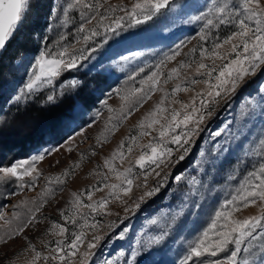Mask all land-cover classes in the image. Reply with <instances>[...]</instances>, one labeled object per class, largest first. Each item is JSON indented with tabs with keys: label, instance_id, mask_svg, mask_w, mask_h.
<instances>
[{
	"label": "rangeland",
	"instance_id": "rangeland-1",
	"mask_svg": "<svg viewBox=\"0 0 264 264\" xmlns=\"http://www.w3.org/2000/svg\"><path fill=\"white\" fill-rule=\"evenodd\" d=\"M71 2L72 0H31L29 9L8 40L6 49L10 47L9 51L4 49L0 52V166H10L15 161L30 158L41 149L60 147L58 153L49 154L44 161L37 163L42 175L35 190H21L14 178L0 177V211L7 212L10 216L17 210L13 206L20 200L37 197L46 184L45 177L60 175L66 169L79 164L65 178L64 184L53 185L54 194L37 213L39 223L29 225L23 233L12 239L5 236V242H0V264H30L34 253L29 245H34L43 255H49L50 249L55 248L56 241L61 239L51 233L52 224L60 223L67 227L69 239L73 232L80 230L82 221L79 217L78 223L73 225L62 215L71 214L69 210L72 207L73 193L80 194L85 203H91L87 194L94 187H102L105 182H118L104 166L105 159H110L122 143L126 149L129 146V137L138 136L139 121L160 102L163 93L156 90L150 99L132 110V114L119 124L117 130L109 133L106 131V121L112 114L108 112L104 102L107 101L112 108L120 107L122 102L116 95V89L123 91L139 88L140 82L156 71L160 61L175 51H180L181 55L163 67L165 76L182 60H191L192 66L182 69L181 78L178 80L163 84L162 78L161 87L171 93L177 83L193 78L201 79L195 73L200 60L199 51L202 48L210 50L214 43L221 42L225 36L235 31V26L231 24L208 30L204 20L194 19L207 10L209 0H172L168 8L162 9L151 20L134 26H128V21L125 20L123 29L108 34L111 39L107 43H104V35L94 37L88 48L97 47V51L87 61L82 62L83 67L78 71L65 72L38 92L27 93L25 90L21 96V90L30 79L40 52L46 48L55 50L59 45L75 44L76 37L80 35L77 29L84 23L79 15L80 10H68L67 16L64 14V9ZM133 3L134 0H107L105 8L119 5L130 8ZM39 4L44 8L43 12L36 10ZM101 12H104V8ZM120 15L124 13L117 11L105 23H110L111 19ZM39 20L41 24L36 27L35 23ZM95 24L94 20L88 27ZM97 30L102 32V29ZM203 31L208 33L205 40L200 38ZM82 46L75 44L77 49ZM193 48L197 52L190 55ZM229 49L230 45H225L220 51L226 53ZM134 53L140 55L134 56ZM123 56L130 59L123 61ZM204 62L212 64L211 59L206 58ZM216 63L219 65L221 61L217 60ZM73 80L78 83L73 85ZM204 88L205 85L197 84L188 92L175 93L165 101L164 107L179 109V102H190L196 92ZM262 89L264 68L257 70L255 76L246 77L234 94L220 101L212 117L201 125L203 130L195 137L189 155L179 164L163 169L161 176L168 173V183L156 196L146 199L139 210L125 213V205L117 200H113L108 208L119 215L89 213L88 209H83L90 223L99 221L101 225H106L108 221H114L118 225L112 230H100L104 239L92 250L94 256L89 264H129L133 248L139 247L135 241L143 242L159 235L164 229H167L166 237L153 244L150 249L141 250V255L137 257L138 264H182L189 242L207 227L214 212L224 200L234 194L253 166L264 162V144H261L264 140ZM50 94L55 97L52 101L47 99ZM70 99L73 107L67 110L64 117L54 121L41 117L48 115L54 106H67ZM244 110H247L246 115H242ZM158 127L157 125L156 128ZM147 131L150 135L140 138L139 144H147L153 137L158 136L156 130ZM216 131H221V135L214 136ZM77 132L83 134L76 135ZM102 133L107 138L106 142L102 138L98 143L97 138ZM73 136L75 140L69 145L68 141ZM218 145H223L227 151H216ZM67 147H72L73 150L68 152ZM132 147V153L123 163L119 159L114 161L117 168L122 170L128 167L139 156L141 149L136 145ZM171 147L176 148L175 145ZM181 151H175L173 159ZM81 154H85L84 159H81ZM198 160L207 162L201 168L197 165ZM178 174H183L185 179L176 182L173 178ZM105 176L108 177L107 181ZM192 177L199 181L195 190L187 182ZM158 179L160 177H156L154 173L149 176V187L154 186ZM142 183L141 175L134 182L132 193L124 197L128 204L142 195L144 189L135 187ZM190 192L192 194L185 198V194ZM107 195L106 188L103 191H94L93 201ZM185 204L187 207L173 222L172 216ZM259 211L258 205L249 206L235 213V216L244 219L258 215ZM125 216L127 219H124ZM85 231L91 239L95 230ZM121 231H124L123 239L119 237ZM0 235H4V229H0ZM254 235L255 239L249 238L242 246L239 259L247 258L249 264H261V257L264 256V230L258 229ZM84 250L81 248L80 251ZM226 256L227 253H221L219 257L206 259L224 260ZM37 264H43V261Z\"/></svg>",
	"mask_w": 264,
	"mask_h": 264
},
{
	"label": "snow or ice",
	"instance_id": "snow-or-ice-1",
	"mask_svg": "<svg viewBox=\"0 0 264 264\" xmlns=\"http://www.w3.org/2000/svg\"><path fill=\"white\" fill-rule=\"evenodd\" d=\"M30 3L31 0H0V50L5 48L6 42L14 34L18 23L22 21L29 9ZM106 3L107 0H103V2L101 0H72L67 4L64 9L65 16H67L68 10H80L79 15L84 23H81L77 29L80 35L76 37L75 44L83 46L77 49L75 44H64L59 45L55 50L47 48L42 50L36 58L30 79L26 82L25 88L21 90V96L24 95L25 90L27 93L38 92L41 88L51 85L65 72L78 71L83 67L82 62L87 61L92 53L97 51V47L88 48L94 37L104 35V43H107L111 39L108 34L117 33V30L123 29L125 20L128 21V26L151 20L162 9L168 8L172 4V0H134L130 8L124 5L105 8ZM102 8H104L103 13L101 12ZM206 9L200 16L194 18L204 20L206 29L210 30L219 28L220 25L231 24L235 26V31L225 36L221 42L214 43L210 50L202 48L199 51L200 60L197 62L195 73L201 79L193 78L190 81L184 80L182 83H177L171 93L161 87L162 78L163 84L178 80L181 78V70L192 66L191 60H182L165 76L163 67L181 55L180 51H175L160 61L156 71H153L146 80H142L139 88L115 90L122 102L119 108H112L108 106L107 101L104 102L108 112L112 114L106 121V131L111 133L117 130L119 124L132 114L134 108L150 99L152 93L158 89L163 93L160 102L139 121L138 136L129 137V146L126 149L122 143L110 159H105L104 166L118 182H105L102 187H94L87 194V199L92 201L91 203H85L80 194L73 193L72 207L69 210L71 214L62 213V215L73 225L78 223L77 217H79L82 221L80 230L73 232L69 239L67 227L60 223L52 224L51 233L61 239L56 241V247L50 249L49 255H43L36 250L34 245H29L34 253L30 264H37L39 261H43V264H51V262L54 264H89L94 256L92 250L104 239L100 230L102 228L112 230L118 225L114 221H108L106 225H101L99 221L90 223L87 214L83 213V209H88L89 213L119 215L112 213L108 208L113 200H117L125 205V213L139 210L146 199L156 196L161 188L168 183L169 174L164 173L161 176L163 169L179 164L189 155L195 143V137L203 130L201 125L212 117L220 101L226 100L234 94L246 77L255 76L257 70L264 68V0H209ZM117 11L123 12L124 15L115 16L110 23H105ZM94 20L96 24L89 28L88 25L92 24ZM98 28L102 29V32L98 31ZM207 34V31H203L200 36L201 40H205ZM225 45H230V49L226 53L220 51ZM102 46L100 45V47ZM196 52L197 49L193 48L190 55H195ZM133 55L140 54L134 53ZM206 58L212 60L211 65L204 62ZM121 59L128 61L130 58L123 56ZM217 60L221 61L219 65L216 63ZM71 83L75 85L78 81L73 80ZM197 84H203L205 88L196 92L190 102H179V109L164 107L165 101L171 95L188 92L192 90V86ZM47 99L52 101L55 97L50 94ZM246 114L247 110L242 111V115ZM157 125L158 128H156ZM147 129L156 130L158 136L153 137L149 143L141 145L138 142L139 139L150 135ZM82 134V132L76 133V135ZM213 135L220 136L221 131H216ZM102 138L106 142L107 138L103 133L101 137L97 138V142L100 143ZM74 140L75 136L71 137L68 144L71 145ZM227 142L226 140L225 143ZM261 144H264V140L261 141ZM132 145L141 149L139 156L128 167L122 170L117 168L114 161L119 159L123 163L132 153ZM171 145H175L176 148L174 149ZM72 150V147H67L68 152ZM215 150L218 152L227 151L223 145H218ZM59 151V146L41 149L30 158L15 161L10 166H0V177L14 178L21 190L25 188L35 190L37 181L42 175L37 168V163L44 161L47 155ZM175 151H181V154L173 159ZM84 156L85 154H81V159H84ZM205 162L207 161L198 160L197 165L202 168ZM75 167H79V164L74 165L71 169H66L60 175L45 177L46 184L37 197L20 200L13 206L17 210L13 211L10 216L7 212L0 211V229H4V235H0V242H5V236L12 239L23 233L29 225L39 223L37 213L48 202V198L54 194L53 185L64 184L65 178L72 173ZM153 173L160 179L154 186L149 187L148 177ZM141 175L143 183L135 185V187L143 188L144 191L131 204H128L124 197H128L132 193L134 182ZM26 177L30 179L26 180ZM107 179L108 177L105 176L106 181ZM173 179L180 182L185 177L183 174H178ZM187 182L194 190L199 183L195 177L189 178ZM105 188L108 189V195L93 201V192L103 191ZM191 194V192L185 194V198ZM256 205L260 210L258 215L248 216L244 219L236 218L235 213ZM186 207V204L180 206V211L172 216L173 222ZM196 207L198 208L199 205L197 204ZM124 219H127V216ZM85 229L95 230L91 239L88 238ZM258 229L264 230V162L253 166V169L247 173L245 179L235 189L234 194L224 200L214 212L207 227L189 242L182 264H249L247 258L239 259L240 253L242 246L249 238L255 239L254 234ZM167 234V229H164L159 235L145 239L143 242L136 240L135 243L139 247L133 248L129 264H138L137 257L141 255V250L150 249L153 244L161 242ZM119 237L124 238V231L119 233ZM81 248L85 250L81 252ZM221 253H227L224 260L206 259V257H219ZM261 264H264V256L261 257Z\"/></svg>",
	"mask_w": 264,
	"mask_h": 264
},
{
	"label": "trees",
	"instance_id": "trees-1",
	"mask_svg": "<svg viewBox=\"0 0 264 264\" xmlns=\"http://www.w3.org/2000/svg\"><path fill=\"white\" fill-rule=\"evenodd\" d=\"M53 0H51V2H52ZM50 3V2H49ZM51 4V3H50ZM41 5L39 4V6H37V11H40V12H43V10H44V8L43 7H40ZM36 27H39L40 26V20L39 21H36ZM34 24V25H35ZM33 25V24H32ZM6 47H7V45H6ZM6 49V48H5ZM9 49H10V47H8L7 49H6V51H9ZM67 105V104H66ZM73 107V101H71V99L68 101V105L67 106H65L64 107V105L63 104H59V105H57V106H54L51 110L52 111H50V112H48V115H46V116H43V115H41V117L43 118V119H45V120H55V119H60V118H62V117H64L65 115V113H67V110L70 108H72ZM55 115V116H54ZM49 123V122H48Z\"/></svg>",
	"mask_w": 264,
	"mask_h": 264
},
{
	"label": "water",
	"instance_id": "water-1",
	"mask_svg": "<svg viewBox=\"0 0 264 264\" xmlns=\"http://www.w3.org/2000/svg\"><path fill=\"white\" fill-rule=\"evenodd\" d=\"M7 43H8V41L6 42V45H7ZM5 48H6V46H5ZM5 48H4V49H5ZM4 49L0 50V52L3 51Z\"/></svg>",
	"mask_w": 264,
	"mask_h": 264
}]
</instances>
